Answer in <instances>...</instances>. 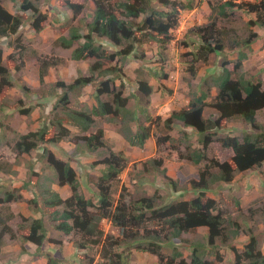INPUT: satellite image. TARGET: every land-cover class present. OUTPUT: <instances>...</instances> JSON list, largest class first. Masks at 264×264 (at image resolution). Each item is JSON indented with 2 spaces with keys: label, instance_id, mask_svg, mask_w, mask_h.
I'll use <instances>...</instances> for the list:
<instances>
[{
  "label": "trees",
  "instance_id": "16d2710c",
  "mask_svg": "<svg viewBox=\"0 0 264 264\" xmlns=\"http://www.w3.org/2000/svg\"><path fill=\"white\" fill-rule=\"evenodd\" d=\"M5 1L18 3L19 12L25 14L12 15L0 2V37L17 34L25 21L30 23L34 33L43 30L47 16L40 9L42 0ZM92 1L95 9L92 21L86 24L87 33L82 35L78 27L69 26L67 36L62 35L55 41V45L62 49H71L74 43H79L73 49L71 59L88 61L89 75L84 76L79 71L78 76L70 84L56 82L54 87L60 88L62 94L53 104L49 120L44 121L38 130L19 135L14 143L9 144L17 157L29 155L42 148V156L46 158L47 165L53 171L58 186H68L70 190V195L62 199L49 185L43 187L39 198L40 210L54 209L51 216L54 229L63 235L77 234L79 240L74 245L78 251L93 252L92 249H96L92 256H84L87 261L81 264H94L95 255L100 259L98 264H128V256L117 249L130 243L135 244L136 251L155 256L158 264H210L206 259L207 253L215 254L217 261L220 262L221 256L216 251L218 246H225L231 250L232 264H264V253L254 234L249 233L248 241L241 251L231 244V241L241 233L240 224L229 219L230 214L225 208V205L231 202H225L224 199L214 200L206 196L207 192L212 191L218 184V187L221 184H230L237 174L260 169L264 164V130L256 122V113L264 111V89H261V82L254 83L243 75L233 77L234 73L241 69L247 55L238 52L232 71L226 67L225 58V61L221 62L220 73L210 81L202 80L203 90L191 97L187 106L179 111H173L165 119L160 116L153 117L149 110L153 87L147 81L139 79L136 82V90L125 96L124 65L132 55L137 61L142 62L144 55L141 50L145 44H156L161 58L172 40L171 31L178 26L180 11L194 9L195 0L186 3L178 0ZM59 3L61 7L71 11L73 19L84 9L83 5L72 3L71 0H60ZM153 3H157L158 6H154ZM233 7H236V4L231 0L217 6L209 4L211 10L209 22L190 30V33L199 40L198 47L189 54L190 60L187 62V72L191 79L197 76V66L200 63L206 64L211 54L219 53L222 56L226 48L223 40L227 33L217 27V19L227 18L228 11ZM237 8L254 14V18L250 20L252 26L264 28V0L243 2L238 4ZM81 22L84 23V18ZM256 37L252 32L248 38L240 42H230L229 45L232 48H249ZM102 39L107 40L115 50L110 52L96 41ZM11 46H14L13 55L18 60L13 70L18 72L24 67L22 56L25 47L19 38ZM136 51L138 53H135ZM13 55L9 58L14 57ZM37 62L40 66L39 80L44 84L43 77L48 67L61 64L63 59L55 57L47 59L40 56L37 57ZM9 73L2 65L0 51V93L13 85ZM149 75L155 80L160 76L159 72H149ZM162 77L166 78V75L160 78ZM100 78L102 80L94 92L95 106L87 110L71 108L70 93L80 91ZM159 87L168 91L163 85ZM212 87L217 89L213 97ZM168 92L170 93V90ZM103 96L108 99L103 100ZM209 98L212 99L207 102ZM129 101H132V106L129 105ZM207 108L215 111L217 118L205 119L203 112ZM32 110L33 107L29 106L20 109L19 113L26 115ZM95 119L117 124L120 135L129 145L140 149L154 136L155 129L163 127L167 133L154 137L157 148L172 141L168 132L181 129L182 137L179 142H186L185 153L180 150L171 151L167 157L198 166L196 176L191 178L185 187H179L163 168L161 170L163 183L166 187L170 186L176 195V199L168 204L162 200L161 190L158 189L150 196L130 197L129 194H124L126 190L122 187L123 193L114 200L111 192L113 185L120 182V175L128 167L129 161L122 152L113 151L105 140L104 130L96 125ZM231 120L244 122L252 131L245 132L241 138L229 135L215 138L217 134L215 131L220 129L221 124ZM133 124L135 130L132 129ZM187 128L197 135L198 147L190 143L188 133L185 131ZM72 129L77 133L74 134ZM65 139L74 144L78 152L86 151L102 158L91 164L93 168L102 166L100 176L91 182L97 197L96 204L85 197L80 180L70 164L56 159L43 147L45 144H56ZM215 142L220 144L222 149L231 152V156L225 161H219L211 152L210 145ZM144 163L149 164L152 172L163 165L162 159L154 158ZM2 171L3 168L0 166V172ZM30 175V181L23 184L22 188H27L30 182L34 185L38 183L40 176L32 170ZM18 190H5L2 198L0 197V204L23 201ZM188 190L195 195L189 200H183V192ZM37 201L38 199H34L29 204L37 206ZM233 203L237 205L238 201L235 199ZM60 207L62 210H57ZM20 219V228L27 229V234L22 239L36 246L38 255L47 239L43 220ZM10 220L12 218H0V225L4 226L0 232V249L2 235L6 232L11 233L7 226ZM103 221L116 228L119 236L105 234L102 229ZM198 228L205 229L200 240L190 241L183 238L184 234ZM11 237L14 238V235ZM173 242H182L188 249L189 262L180 249L173 247ZM165 244L173 247L170 255L161 252V245ZM44 256L47 264L60 262L51 254Z\"/></svg>",
  "mask_w": 264,
  "mask_h": 264
},
{
  "label": "rangeland",
  "instance_id": "374dc122",
  "mask_svg": "<svg viewBox=\"0 0 264 264\" xmlns=\"http://www.w3.org/2000/svg\"><path fill=\"white\" fill-rule=\"evenodd\" d=\"M18 1V0H17ZM51 1V0H49ZM60 1V0H59ZM58 1V2H59ZM78 0H74L73 2H77ZM233 4H236V7H233L230 11H228V17L223 19H217V27L221 28L223 31L227 33L226 37H224L223 43L226 46L225 50L221 54H215L216 57H212V60H208L206 64L200 63L197 66V78L189 79V74L187 72V62L190 60L189 54L195 50V48L199 45V40L195 35L190 33V30H194L196 26L199 25H191L186 29L187 35L192 37V42L189 45L188 43H184L182 39L177 41L174 45L171 43L166 47V51H164L163 55L160 56L158 47H150L152 44H148L147 56L144 60L145 64L142 66V62L138 63L134 56H130L126 64L124 65L123 71L125 74V92L124 95H130L134 90H136V82L139 79L147 81L154 89L155 98L160 97L163 99L165 96L170 98L168 105H166V109H159L155 112L153 111V117L160 116L162 119L167 117V114H170L172 111L178 110L181 106V102L184 98H188L190 94L193 92L197 93L200 91L198 83L200 80L208 79L210 75H216L215 72L221 71V62L227 59L226 67L232 71L234 62L237 59L235 58V53L240 52L243 54H248L250 52L249 48H232L230 47V42L233 43L235 41H241L243 39L248 38L253 30H255V26L250 24V20L254 18V14H249L243 10H239L237 8L238 4L241 3H252L254 0H231ZM2 6H6L8 10L16 9L18 11L19 4L12 2L9 3L5 0H0ZM20 2V0H19ZM82 5H84V20L85 14L89 15V1L88 0H80ZM203 0H195L194 8H197L195 15L197 14L202 16V25L209 22L210 8L211 5H221L222 0H204L206 5L201 6ZM12 4V5H11ZM154 6H158L157 3H153ZM13 6V7H12ZM12 7V8H11ZM207 8V10H206ZM91 11V8H90ZM61 18L62 13L60 11ZM209 14V16H208ZM216 16V15H215ZM212 16V17H215ZM192 18L195 16L192 15ZM200 18V17H199ZM180 19V16L178 20ZM216 19V17H215ZM196 19H194L195 21ZM188 21V20H187ZM71 25H78L77 21L74 19H70L65 23L66 27ZM179 26V21H178ZM177 26V27H178ZM176 27V29H177ZM190 28V29H189ZM55 30V29H54ZM64 31L63 28L57 29V35L59 32L62 34ZM52 31L50 28H47L45 31V35L48 37L52 36ZM174 34V33H172ZM54 35H56L54 33ZM39 37H35L32 39V48L29 47V50L24 53L22 56L24 66H28V70L24 74L20 71L16 72L13 70L14 66L18 64V60L16 56L9 58L7 55L2 62V65L10 70V79L13 83L12 87L5 88L0 93V166L3 168V171L0 172V197L2 198V193L5 190H15L17 187L18 193L24 195L23 201L10 203V204H0V218H12L7 226L10 228L11 233H4L1 239V249H0V264H47V260L45 259L44 254H51V256L59 259L62 256L63 260L59 262V264H81L86 263V257H90L93 255V252L96 250L92 249L93 252L86 251L80 252L76 249L74 243L79 240V236L77 234L63 235L61 232L56 231L53 227V222L51 221V216L54 212V209H42L37 210V206H33L29 204L30 201L34 199L40 198V193L43 188L37 189L36 185L33 183H29L27 188H22L23 184L30 181L31 175L30 171L39 170L38 176H40L41 181H44L46 184L48 182L44 180V177L51 175V169L48 167L46 160L44 158L41 163L40 160V151H34L30 156L24 157H15L14 153L11 150V145L14 143L18 136L21 133H25L32 129V126L36 125L37 117H33V115H22L19 113L20 109L27 108L32 106L34 111H39L42 109L40 106L44 103H41L40 96L45 93L48 89V85H44L38 82V77L35 73V67L38 65L37 62V54H41V57H46L49 59L50 57H62L64 62L54 69V71L50 72V76L55 80L60 82H64L65 84H70L74 79L72 74L75 69L80 70L86 67V63L82 61H73L71 60V50L69 51H58L54 42L52 47L50 43L45 41H39ZM175 37H173L174 39ZM176 39V38H175ZM174 39V40H175ZM5 43L0 41V49L4 48ZM179 52H176L175 50ZM188 48V50H187ZM142 49V53L144 55L145 51ZM7 51V50H6ZM35 53H34V52ZM109 51V49H108ZM112 52V51H110ZM135 53H138L136 51ZM45 54V55H43ZM157 54V55H156ZM214 55V54H212ZM218 56H220L218 58ZM230 57H234L235 59H231ZM243 64V62H242ZM24 68V67H23ZM22 68V69H23ZM139 72V74H138ZM149 72H159V79L155 80L149 75ZM214 73V74H212ZM244 73L248 75H252L253 77L262 78L258 75L255 60L251 59L245 65ZM243 73V67L240 70L234 73L233 77L236 78L239 75L245 76ZM85 76L89 75V72H85ZM166 75V78L162 79L161 76ZM102 79L96 80L92 85H90L89 89L83 90L85 93L81 94L83 91H77L70 93V107L76 110H87L90 109L95 104L94 94L95 88L97 87L99 81ZM46 84V83H45ZM118 85V82L116 83ZM159 85H163L170 93L166 90H163L159 87ZM51 86V85H50ZM26 88V89H25ZM261 89H264V81L261 83ZM214 88L211 93L214 95ZM60 91H58L59 93ZM216 92V91H215ZM55 99L57 98V95ZM161 94V95H159ZM59 96V95H58ZM167 98L164 101H167ZM103 100H107L105 96L102 97ZM160 99H157V106L159 105ZM58 100V99H57ZM163 101V102H164ZM39 104V105H38ZM129 105L132 106V101H129ZM206 114L210 112V109L205 110ZM157 115H156V114ZM43 114V113H42ZM43 118H46V115H42ZM96 125L106 129V140L111 148L115 150H119L117 144L113 143V135L119 134V126L117 124L109 123L104 121L103 119H95ZM40 122V121H39ZM256 122L262 126L264 130V111L259 112L256 116ZM31 123L32 126L29 125ZM252 131L249 125L245 124L240 120H231L224 122L221 124L220 129L216 130L215 138H221L223 136H236L241 138L242 135L247 132ZM76 132V131H75ZM77 133V132H76ZM167 134L163 127L160 129L154 130L155 136H163ZM172 141L164 143L160 148H157L155 145L154 139L152 142L147 144L146 151L148 152V156L144 160H142L141 156L136 157L135 159H129L128 167L121 173L120 182L113 185L112 188V196L114 200H117L120 196L121 188H125L126 192L124 194H129L130 197H140V196H150L155 192V189L161 190L160 194L162 195V200H165V204H168L174 199H176V195L173 194L170 186H165L163 183V175L161 174V170L163 168H167L166 165L170 166V172L173 173L172 179L177 182L179 187H185L188 185V181L191 179L192 172H195L196 168L193 167V164L189 162L183 161L184 167L178 168L174 161L172 162L167 154L171 151L180 150L182 153H185L184 148L186 146V142H179L182 137L181 129L172 130L168 132ZM83 135V134H81ZM124 141L125 139L122 138ZM124 142H127L126 140ZM70 142L66 140L61 143V147L56 146L52 147L54 153L59 157L63 158L64 161L71 162L76 158V150ZM211 152L218 157L220 161H225L231 156V152L229 150L222 149L220 144L212 143L210 145ZM122 152V150H119ZM116 152V151H115ZM102 157V156H101ZM36 159L34 161L33 159ZM162 159L163 165L159 167L158 170L151 171L149 164L144 162H148L150 159ZM96 159L99 161L100 157L96 156ZM95 160V158H94ZM35 164V166H34ZM74 166L77 165L76 162L72 163ZM255 171L243 174L241 176V180H239L240 187L232 185V189L230 190V197L237 198L238 204H234L233 201L230 205H225L226 210L229 212V219L237 221L241 228V233L237 236L235 240L231 241V244L241 251L244 247V244L248 241L249 233H252L256 236L260 249L264 253V165L261 166L259 171L257 169H253ZM77 176L79 175L80 181L82 182V187L84 189V193L86 198L93 201L94 204L97 203L96 195H91V187L89 185L94 180L97 179L98 176L85 175L82 171L80 172L79 168L76 169ZM14 172V174H12ZM10 173V174H9ZM167 174V173H166ZM30 175V176H29ZM54 176V174H53ZM240 175L237 176V178ZM135 181L136 183H131ZM56 187V186H55ZM14 188V189H13ZM57 188V187H56ZM242 188L245 189L242 190ZM61 189V188H60ZM94 190V189H93ZM190 190L183 192L184 195L190 196ZM62 196H69L68 188H62L61 190ZM146 194V195H145ZM128 198V197H127ZM235 200V199H234ZM238 208V209H237ZM57 210H62V208H58ZM34 219L41 218L44 223V227L46 229L47 239L44 245L40 248L39 254L37 255L36 246L31 243L25 242L22 238L27 234V229L20 228L21 219ZM3 225H0V232L3 229ZM102 229L105 234H112L113 236L118 237V230L110 226L106 221L102 222ZM205 229L198 228L191 233H187L183 235V238L190 241L200 240V238L204 235ZM14 235V238L11 236ZM173 247L180 249L183 252V255L186 261L189 262V253L188 249L184 247L182 242L177 243L173 242ZM172 246L169 245H161V252L166 255H170L173 251ZM219 248L216 251L221 256V261H217L215 254L211 255L207 253L206 259L210 262V264H232V252L228 247L218 246ZM34 250L32 253L31 251ZM118 252L125 253V256H128L129 262L128 264H158L155 256L149 253H143L135 250V244L130 243L120 246L117 249ZM86 254V255H84ZM41 255V256H40ZM77 255V256H76ZM95 261L97 263L100 262V259L97 255H95ZM96 263V264H97Z\"/></svg>",
  "mask_w": 264,
  "mask_h": 264
},
{
  "label": "crops",
  "instance_id": "0c3cea01",
  "mask_svg": "<svg viewBox=\"0 0 264 264\" xmlns=\"http://www.w3.org/2000/svg\"><path fill=\"white\" fill-rule=\"evenodd\" d=\"M58 1L59 0H51V1H49V0H42V2L40 4V6H41L40 9H41V12L47 16V20H46L45 27L43 28V30H41L39 33H34L32 31V29L30 28V25H29L30 23L28 21H25V22H23L22 27L19 30L18 34L15 35V36L9 37V42H11V41L13 42L14 39L16 38V36H18L19 39H20V43L25 47L24 52H27V50H28L29 47L32 48V46H31L32 39L35 38V37H39L38 38L39 41H42L44 39L45 41L49 42L50 43V46L52 47L53 42H54V45H55V41L57 40L58 37H60L62 35L63 36H67L69 27H66L65 26V23L67 21H69L70 19H73V14L71 13L70 10L61 7L60 6V3ZM73 1L74 0H71L72 3H74ZM79 1L80 0H78L75 3L76 4H79V5H82L81 2H79ZM88 1H89V4H88V6H89V15L88 14L87 15L85 14L84 23L81 22V20L84 17V12L82 11V13H80L79 15L76 16V18H74V21H77L78 24H79V26L78 25H71V26H74V27H78L80 29V34H82V35H85L87 33L86 24H88V23H90L92 21V19H93V12H94V9H95L92 0H88ZM173 1H175V0H173ZM178 1L179 2H182V3H186L189 0H178ZM9 3H12V2L9 1ZM203 5H206V3L204 2V0L201 3V6H203ZM4 7H6V6L4 5ZM90 8H91V11H90ZM5 9L8 10L7 8H5ZM208 9H209V7H208ZM196 10H197V8H194L192 10L180 11L179 26L177 27V29H174V30L171 31V34L174 33V34H172V40L170 41L171 45H174L180 39H182V41L184 43H188L189 45L191 44L192 37L187 35L186 29L188 27H190L191 25H199L200 26L202 24V16L199 15V14H197L198 17H196V15H195ZM206 10H207V8H206ZM8 11L11 14H21L16 9H14L13 11L12 10H8ZM60 11L62 13V18H61ZM210 14H211V10H210ZM192 15L195 16V18H192ZM208 16H209V14H208ZM194 19H196V20L194 21ZM47 28H50V30L52 31L51 32L52 33V36L51 37H48V38L44 34ZM61 28H64L63 33L61 34L59 32V35H57V33H58V32H56L57 29H61ZM255 28L256 29L253 30V32L256 34L257 37L250 44V52L247 54V59L243 61L242 67H243V73H244V71H245V65H247V62L250 60V58L251 59H254L255 60V66H256L257 73L262 78H259L258 79V77H253L251 74L247 76L245 73H244L245 74L244 78L249 79L250 81H253L254 83H257V82H261L262 83V81H264V28H259V27H256V26H255ZM54 33L56 35H54ZM173 37H175L176 39L174 38L175 39L174 40ZM0 41H2V40H0ZM96 41L98 43H101L103 46H105L110 51L115 50L114 47H112L110 45V43L107 40H105V39L96 40ZM78 45H79V43H77V42L74 43V45H73V47L71 49H62L61 47H58V46H56V47L58 48L57 49L58 51H66L67 52V51L71 50V53H72L73 49L75 47H77ZM147 46H148V44L143 45V49L144 48L147 49ZM150 47H156V44H152ZM145 49H144L145 53H144V57H143L144 60H146L145 57L147 56V51ZM175 50H176V46H175ZM187 50H188V48H187ZM2 52H3V57L5 58L7 55H10L11 53L14 52V48L11 45H9V48H2ZM176 52H179V51L176 50ZM35 55L37 57H40V55H42V53L41 54L40 53L39 54L36 53ZM43 55H45V54H43ZM237 55H238V52L235 53V58H236ZM212 57H216L215 54L214 55L211 54L209 56V59L208 60H210V59L212 60ZM219 57L220 56H218V58ZM55 58H62V57H55ZM70 58H71V56H70ZM230 58L231 59H235L234 57H230ZM81 61L83 63L84 62L86 63L85 70L84 69L83 70L82 69L80 70V68H79V70L75 69L74 72H73V74H72V77L74 79L78 76L79 71H80V73L82 75H84L85 72L88 71L89 62L88 61H83V60H81ZM63 62H64V59H63ZM137 62L140 63L141 61H137ZM61 64H59V65H61ZM142 64L144 65L145 62H143ZM59 65L48 67V69L46 71V74L43 77L44 85H48L47 86L48 89L45 91V93H43L42 96H40L41 103H44L43 105L40 106L42 109H40V112L39 111H34V109L30 112V114L33 115V117H37L36 119L37 120L39 119L40 122L39 121H36V125L35 126H32L31 123H29V125L32 126V129L30 131L25 132V133H21L20 135L26 134L28 132H34V131L38 130L43 125V122L44 121L47 122L49 120V118L52 116V114L50 112L52 111L53 104L57 101V99L62 94V90L60 88H55L54 87V84L56 82H58V81H55L51 76L49 78V75H50V72L51 71H54V69H57V67ZM28 68H29L28 66H24V68L21 69V72L24 74L23 75L24 77H25V72H26V70H28ZM39 70H40V67H39V63H38V65L35 67V73H36V75L38 77V82L40 83V80H39ZM215 73H217V74L216 75H210L208 79H204V80L210 81L215 76H217L220 72L218 71V72H215ZM212 74H214V73H212ZM196 78H197V76L194 79H196ZM189 79H191V78L189 77ZM201 83H202V80H200V83H198V86L199 87H201ZM89 87H90V85L87 86V87H85V88H83V89H81V91H83L84 89L87 90V89H89ZM213 88L217 92V89L215 87H212L211 88V91H212ZM201 90H203L202 87L200 88V91L199 92H197V93L193 92L192 94H190V96L188 98H184L182 100V102H181V106L176 111H179L183 107L187 106V104L189 103L191 97H193L194 95L199 94L201 92ZM58 91H60V92L58 93ZM215 91H214V95L211 93V96L212 97L216 95V92ZM153 92H154V89H153ZM57 93H58L59 96L57 95V98L55 99V96H56ZM84 93H85L84 91L81 92V94H84ZM92 94H94V92H92ZM154 95L155 94L152 93L151 98H150L151 105L149 107V110H150L152 116H153V111L155 112L156 110H158V108L159 109H166L165 107H166V105H168V103L170 101V98L169 97L167 98V96H165L163 99H160V97L155 98ZM159 95H161V94H159ZM165 98H167V101H164ZM157 99H160V102H161V104L159 103L158 106H157ZM211 99L212 98H209L207 100V102H210ZM95 104L93 106H95ZM259 112H262V110L261 111H258L256 113V116H257V114ZM42 113L44 115H46L47 117L46 118H43V116H42L43 114ZM170 114H167L166 116L168 117ZM29 115H27V116H29ZM210 115H212V116H210ZM167 117H165V118H167ZM203 117L205 119L206 118H209V117L217 118V114H216L215 111H213V110L210 109V112L207 113V114H206L205 111L203 112ZM104 121H106V120H104ZM132 129L135 130V124L132 125ZM103 130H104L105 140H106V135H107L106 129H103ZM185 131L188 133V136H189V139H190V143L193 144V146L198 147L197 142H196L197 135L195 133L193 134L192 131H191V129H189V128L185 129ZM72 132L74 134H76V132L73 129H72ZM112 135H113V143L112 144L113 145L114 144H117L119 150L120 149L122 150V153L125 155V157L128 159V161H130L129 159H135L138 156H141L142 160H144L146 158V156H148L147 155L148 152L145 150L146 147H147V144L146 143H145L144 147L142 149H140V148H137V147L130 146L128 142H124L125 140L124 141L122 140L123 137L120 135V133L117 134V135L116 134H112ZM153 139H154V136H152L146 142L147 143H148V141L149 142H152ZM154 141H155V139H154ZM63 142L64 141H61L60 143H57L55 145L45 144V145H43V147L45 149L51 151L57 158H59L54 153L52 147H56V146L61 147V143H63ZM106 142H107V140H106ZM72 146L74 147L73 149H75V146L74 145H72ZM112 149H113V151L120 152L119 150H115L114 148H112ZM37 151H40V160L39 161L42 163L43 160H44V158L42 156V152H41L42 150H41V148H38ZM30 155H31V153L29 155H25L24 154V155H22L20 157L22 158L24 156H30ZM15 157H17V156L15 155ZM94 158H95V160H94ZM59 159L63 160V158H59ZM33 160L36 161L35 158ZM170 160L172 162L174 161V163H176L175 165H177L178 168L184 167V164H183L184 162L183 161H176V160H172V159H170ZM95 161H98V160L96 159V156L93 153H89V152L83 151V152L76 153V158L73 159L70 162V165L75 170L76 173H77L76 169L79 168L80 172L82 171L85 175H88L89 174V175H92V176L93 175L94 176H98V175L100 176L102 166H96L95 168L91 167V164L93 162H95ZM73 162H76L77 165L74 166L72 164ZM34 166H35V164H34ZM170 166H172V165H168V163H167L166 170H167V175L172 178L174 175H173V173L170 172ZM193 167H195L196 170H195V172H192L191 178H194L196 176L197 171L199 169L198 166L193 165ZM34 169L35 170H33V172L39 173V175H40L39 170H36L35 167H34ZM50 171H51V175L44 177V180H46L48 182V184H46L44 181H41V179L39 178L38 183L36 184L37 189H41V188L46 187V186L49 185L50 188L53 191H56L60 195V197L62 199H66L67 196L66 197L65 196H62V193H61L62 188H65L66 189V186H64V187L57 186L56 181H55L54 176H53V173H52V170H50ZM252 171H255V170H251V171H248L246 173H249V172H252ZM258 171H259V169H257V172ZM97 173H98V175H97ZM246 173L237 174L235 176V178L233 179V181L230 184H221L219 187H218V185H219L218 184L212 191L207 192L206 196L209 197V198H211V199H214V200L224 199L225 202L226 201L227 202L228 201L229 202H232L234 199H237V198H233L232 196L230 197V190L232 189V185L235 184V186H238L241 189V187H240V184L241 183L239 182V180H241V176L243 174H246ZM12 174H14V172H12ZM238 175H240V177L237 178ZM78 178L80 180L79 175H78ZM80 183L82 185V182L81 181H80ZM33 185L34 184H32V186ZM89 185L92 186V184L90 183V181H89ZM17 188H19V187H17ZM82 189H83V187H82ZM242 190L245 191L244 188H242ZM68 191H69V188H68ZM83 191H84V189H83ZM91 192H92L91 195L93 196L94 194H93V188L92 187H91ZM69 193H70V191H69ZM189 194H190V196L184 195L183 196V200H189V199H191L195 195L194 192H192V191H190ZM21 196L24 199V195L21 194ZM39 202H40V200L38 199L36 211L37 210H40V208H41V204ZM31 252L33 253L34 250H32ZM51 254L54 255L53 252H51ZM63 259H65V258H63L62 256L59 257V260L60 261L63 260Z\"/></svg>",
  "mask_w": 264,
  "mask_h": 264
},
{
  "label": "clouds",
  "instance_id": "9594fccd",
  "mask_svg": "<svg viewBox=\"0 0 264 264\" xmlns=\"http://www.w3.org/2000/svg\"><path fill=\"white\" fill-rule=\"evenodd\" d=\"M223 1V0H222ZM227 1V0H226ZM226 1H223V2H226ZM230 1V0H229ZM256 0H254L253 2H255ZM9 2V1H8ZM93 2V1H92ZM252 2V3H253ZM94 4V3H93ZM84 6V5H83ZM2 7H4V6H2ZM95 7V6H94ZM84 10V9H83ZM8 11V10H7ZM184 11V10H183ZM9 12V11H8ZM18 12H19V8H18ZM19 13H21V14H18V15H24L25 13H22V12H19ZM12 15H16V14H12ZM179 16H180V13H179ZM30 25V24H29ZM22 27V26H21ZM31 28V27H30ZM21 29V28H20ZM18 34V33H17ZM17 34H15V35H17ZM15 35H10L9 37H12V36H15ZM9 37H0V40H2V42H4L5 43V47L4 48H9V45H14V42H15V40L17 39V38H19L18 36H16V38L14 39V41L12 42H9ZM13 48H14V46H12ZM0 51H1V53H2V62H3V59H4V57H3V52H2V48L0 49ZM14 52H15V50H14ZM14 52L13 53H11L10 55H9V57L11 56V55H13L14 54ZM40 67V66H39ZM9 72H10V70H9ZM10 74V73H9ZM39 74H40V70H39ZM60 82H62V81H60ZM64 83V82H63ZM61 96V95H60ZM263 111V110H262ZM27 115V114H26ZM67 142H70L68 139H65ZM65 140H62V141H65ZM61 142V141H60ZM60 142H58V143H60ZM71 143V142H70ZM57 144V143H56ZM72 144V143H71ZM49 145H55V144H49ZM72 145H74V144H72ZM75 146V145H74ZM42 149V148H41ZM38 150V149H37ZM75 150H76V148H75ZM36 151V150H35ZM47 151H49V150H47ZM42 152V151H41ZM51 154H53L51 151H49ZM76 153H78V151L76 150ZM15 154V153H14ZM25 155H27V154H25ZM53 156L56 158V159H59V158H57L54 154H53ZM44 158V157H43ZM218 158V157H217ZM45 160H46V158H45ZM59 160H61V159H59ZM62 161H64V160H62ZM220 161V160H219ZM66 162H68L69 164H70V162L69 161H66ZM222 162V161H221ZM47 163V162H46ZM71 166V165H70ZM49 167V166H48ZM50 168V167H49ZM75 171V170H74ZM52 173H53V171H52ZM76 173V172H75ZM54 174V173H53ZM76 175H77V173H76ZM78 177V176H77ZM54 179H55V177H54ZM57 184V183H56ZM57 186H58V184H57ZM59 187H64V186H59ZM66 187H68V186H66ZM70 191V190H69ZM99 258V257H98ZM97 262L95 261L94 262V264H96ZM98 264V263H97Z\"/></svg>",
  "mask_w": 264,
  "mask_h": 264
},
{
  "label": "built area",
  "instance_id": "2783aa9c",
  "mask_svg": "<svg viewBox=\"0 0 264 264\" xmlns=\"http://www.w3.org/2000/svg\"><path fill=\"white\" fill-rule=\"evenodd\" d=\"M223 1H226V0H223ZM252 1V0H251Z\"/></svg>",
  "mask_w": 264,
  "mask_h": 264
}]
</instances>
